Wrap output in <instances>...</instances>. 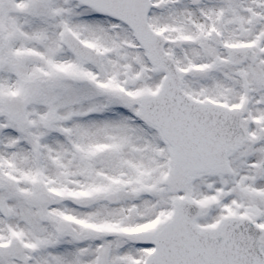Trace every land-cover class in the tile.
<instances>
[{
  "label": "snow or ice",
  "instance_id": "6c2138e0",
  "mask_svg": "<svg viewBox=\"0 0 264 264\" xmlns=\"http://www.w3.org/2000/svg\"><path fill=\"white\" fill-rule=\"evenodd\" d=\"M0 264H264V0H0Z\"/></svg>",
  "mask_w": 264,
  "mask_h": 264
}]
</instances>
